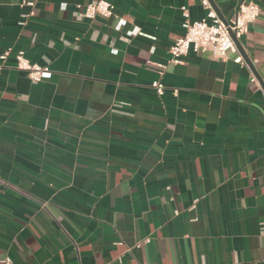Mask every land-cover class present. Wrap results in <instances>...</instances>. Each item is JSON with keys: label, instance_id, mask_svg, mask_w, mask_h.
<instances>
[{"label": "crops", "instance_id": "1", "mask_svg": "<svg viewBox=\"0 0 264 264\" xmlns=\"http://www.w3.org/2000/svg\"><path fill=\"white\" fill-rule=\"evenodd\" d=\"M109 1L0 0V264H264V0H213L227 20L259 5L257 73L234 52L170 63L200 0Z\"/></svg>", "mask_w": 264, "mask_h": 264}, {"label": "built area", "instance_id": "2", "mask_svg": "<svg viewBox=\"0 0 264 264\" xmlns=\"http://www.w3.org/2000/svg\"><path fill=\"white\" fill-rule=\"evenodd\" d=\"M206 8L207 14L201 19H191L186 6L182 7L184 16V33L179 36L170 47V63L179 64L190 52H211L215 58L226 59L231 52L236 53L235 61L244 62V58L239 52L235 39L245 35L260 15V7L254 1L241 2L237 7L235 16L225 23L211 0H200ZM24 4L34 6L33 1H24ZM33 14L31 11L25 16ZM114 14V5L109 0H87L81 13L82 17L93 19L97 16L110 17ZM10 54V49L5 50L0 57L6 59ZM17 65L20 70L27 72L32 82H40L50 71L48 65H41L31 62L23 52L16 54ZM150 63V61H149ZM164 67L163 65H160ZM253 82H257V77L252 74ZM152 86L157 93L162 95L165 85L161 80H155ZM6 264H13L10 258L5 259Z\"/></svg>", "mask_w": 264, "mask_h": 264}, {"label": "water", "instance_id": "3", "mask_svg": "<svg viewBox=\"0 0 264 264\" xmlns=\"http://www.w3.org/2000/svg\"><path fill=\"white\" fill-rule=\"evenodd\" d=\"M211 1H212V3H213L214 7L217 8L216 4H214V1H213V0H211ZM217 9H218V8H217ZM219 15L221 16V18L223 19V21H224L225 23H228V20H227L225 17H223V16L220 14V12H219ZM234 39H235L236 46H237L239 52L241 53V55L243 56L244 60H245V61L247 62V64L253 69V71H254L255 73H257L256 70H255V67H254V65H253V63H252V61H251L250 58L247 56V54H246V52H245V50H244V48H243V46H242V44H241V41H240L239 39H236L235 37H234ZM261 84H262L263 89H264V84H263L262 82H261Z\"/></svg>", "mask_w": 264, "mask_h": 264}]
</instances>
